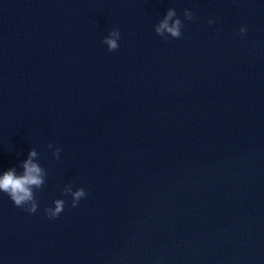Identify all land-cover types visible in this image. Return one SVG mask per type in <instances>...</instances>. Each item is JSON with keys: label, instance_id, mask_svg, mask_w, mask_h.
<instances>
[{"label": "water", "instance_id": "1", "mask_svg": "<svg viewBox=\"0 0 264 264\" xmlns=\"http://www.w3.org/2000/svg\"><path fill=\"white\" fill-rule=\"evenodd\" d=\"M33 148L39 208L0 193V264H264V0H0V173Z\"/></svg>", "mask_w": 264, "mask_h": 264}, {"label": "clouds", "instance_id": "2", "mask_svg": "<svg viewBox=\"0 0 264 264\" xmlns=\"http://www.w3.org/2000/svg\"><path fill=\"white\" fill-rule=\"evenodd\" d=\"M183 16L185 20L194 21L196 17L190 10H184ZM213 20H209L211 26ZM184 22L177 17V12L174 8H169L166 15L155 26V33L164 40L180 39ZM247 27H241L239 35L241 37L247 35ZM121 39L119 28H114L107 37L102 41L108 48L109 52H115L119 48L118 41ZM48 150L52 152L56 160L60 159L62 149L55 147L49 143ZM39 154L35 148L28 153L27 159L22 161L19 167L22 171L18 172L17 168H11L0 173V193L6 194L17 208L22 209L29 215L35 214L39 208V202L36 198V193L41 191L46 183L47 172L37 162ZM74 185L68 184L62 190V195L71 196V207L77 208L82 199L88 196V192L84 188H79L73 191ZM54 207L44 209V214L49 220H55L60 217L65 209V201L62 199L54 200Z\"/></svg>", "mask_w": 264, "mask_h": 264}]
</instances>
